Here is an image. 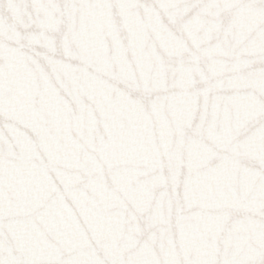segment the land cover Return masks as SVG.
Returning a JSON list of instances; mask_svg holds the SVG:
<instances>
[{"label": "snow or ice", "instance_id": "obj_1", "mask_svg": "<svg viewBox=\"0 0 264 264\" xmlns=\"http://www.w3.org/2000/svg\"><path fill=\"white\" fill-rule=\"evenodd\" d=\"M0 264H264V0H0Z\"/></svg>", "mask_w": 264, "mask_h": 264}]
</instances>
